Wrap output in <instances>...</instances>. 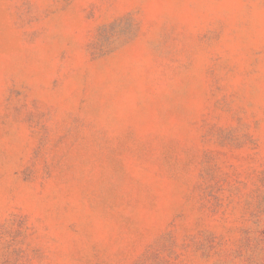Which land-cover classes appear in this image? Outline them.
I'll return each mask as SVG.
<instances>
[{
	"label": "rangeland",
	"instance_id": "374dc122",
	"mask_svg": "<svg viewBox=\"0 0 264 264\" xmlns=\"http://www.w3.org/2000/svg\"><path fill=\"white\" fill-rule=\"evenodd\" d=\"M0 264H264V0H0Z\"/></svg>",
	"mask_w": 264,
	"mask_h": 264
}]
</instances>
